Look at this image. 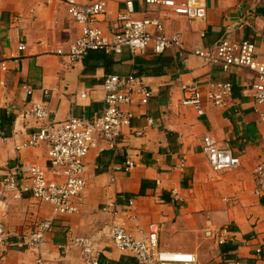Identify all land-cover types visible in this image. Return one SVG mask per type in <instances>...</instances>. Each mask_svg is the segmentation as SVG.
Instances as JSON below:
<instances>
[{"label": "crops", "instance_id": "1", "mask_svg": "<svg viewBox=\"0 0 264 264\" xmlns=\"http://www.w3.org/2000/svg\"><path fill=\"white\" fill-rule=\"evenodd\" d=\"M103 1L107 13L101 25L107 30L127 0ZM134 1L138 17L159 18L166 35H181L183 48L160 55L152 49L145 55L98 50L73 62L57 54L80 35L63 0H0V59L8 65L0 72V209L7 228L22 233L42 219L52 220L53 229L41 247L48 264H86L80 247L64 248L77 237H93L107 264H138L115 246L109 233L113 222L126 224L139 238L147 235L149 224L157 223L161 248L196 253L203 264L232 259L264 264V195L256 193L255 177L256 167L264 163V105L246 92L257 75L240 67L224 71L195 53L215 49L227 36L252 41L263 53L264 0H205L207 19L194 22ZM21 43L26 45L23 51L18 49ZM130 73L143 77L152 97L147 106L138 101L126 106L136 115L119 142L100 141L87 157V187L77 200L78 213L56 214L29 192L16 198L5 190V176L18 165L50 166L46 145L18 149L39 128L30 114L34 102L44 101L57 121L71 115L93 119L106 107V76ZM193 81L232 82L235 105L209 107L199 115L181 103L182 85ZM82 93L87 97L81 98ZM208 132L233 148L242 160L239 168L212 170L203 153ZM127 159L135 163L130 170L124 167ZM209 227L213 237L206 235ZM223 230L227 236L221 244ZM15 242L11 235L0 245V264H34L38 253Z\"/></svg>", "mask_w": 264, "mask_h": 264}, {"label": "built area", "instance_id": "2", "mask_svg": "<svg viewBox=\"0 0 264 264\" xmlns=\"http://www.w3.org/2000/svg\"><path fill=\"white\" fill-rule=\"evenodd\" d=\"M63 1L79 26L80 35L67 51L60 48L57 54L67 55L73 62L83 60L92 51L98 50L117 54L128 50L133 55H145L152 49L155 54L160 55L169 48H183L181 35H166L165 26L159 18L138 17L134 0L125 1V7L119 11L116 19L109 23L107 30L101 25L107 13L103 0L89 4L77 0ZM144 3L169 9L186 17L190 22L204 21L208 16L205 0H144ZM18 49L23 51L26 45L21 43ZM195 53L209 65H220L224 71H229L231 67L254 71L257 80L246 92L253 95L256 103L264 105V51L260 53L254 42H237L227 36L215 49L197 50ZM7 70V62L0 59V72ZM103 87L106 93V107L103 114L93 119L71 115L64 121H57L51 117L44 101L33 103L30 114L38 121L39 128L26 142L18 146V149L40 148L46 145L50 166L47 169L40 165H18L5 176V190L13 192L16 198H21L24 193L29 192L40 203L50 205L56 214L79 212L77 200L87 187V157L98 148L100 141H107L112 145L119 142L124 129L130 127L136 115L131 109H126V106H131L137 101L140 106H147L152 97V91L143 77L134 73L107 75ZM31 92L29 89V93ZM181 92V103L192 107L199 115H204L209 107L235 105L234 85L229 81H210L204 85L196 81L184 83ZM80 97L86 98L87 93H82ZM261 116L264 121V115ZM141 134L142 132H138V135ZM203 153L212 170L218 173L235 170L242 164L241 158L234 153L233 148L211 132L203 137ZM134 166L135 163L131 159H127L124 165L125 170ZM255 177L256 193L262 196L264 163L256 167ZM52 229V220L42 219L33 228L13 234L7 228L0 209V245H6L10 236L15 235L16 245L38 253L34 264H48L42 255L41 247ZM109 233L115 246L134 256L138 264H203L196 253L161 248L160 227L157 223L149 224L148 233L142 238L135 236L124 223L113 222L109 226ZM214 233L213 227L206 230L209 237H213ZM219 235V242L224 244L227 231L223 230ZM72 246L82 249L87 258L86 264H107L102 260V252L93 237H77L71 245L64 248ZM261 251V248L257 249L258 253ZM227 264L241 262L239 259H232Z\"/></svg>", "mask_w": 264, "mask_h": 264}, {"label": "trees", "instance_id": "3", "mask_svg": "<svg viewBox=\"0 0 264 264\" xmlns=\"http://www.w3.org/2000/svg\"><path fill=\"white\" fill-rule=\"evenodd\" d=\"M2 127V126H1Z\"/></svg>", "mask_w": 264, "mask_h": 264}]
</instances>
